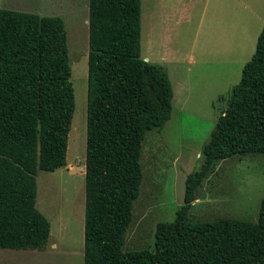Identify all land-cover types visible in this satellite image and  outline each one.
Here are the masks:
<instances>
[{"label":"trees","instance_id":"obj_1","mask_svg":"<svg viewBox=\"0 0 264 264\" xmlns=\"http://www.w3.org/2000/svg\"><path fill=\"white\" fill-rule=\"evenodd\" d=\"M88 23L84 264H264V199L257 220L190 218L218 161L264 153V25L175 218L157 223L154 247L125 250L143 142L171 118L174 89L165 68L141 55V0H89ZM69 57L62 17L0 8L2 249L43 250L49 240L37 174L67 164L75 111Z\"/></svg>","mask_w":264,"mask_h":264},{"label":"rangeland","instance_id":"obj_2","mask_svg":"<svg viewBox=\"0 0 264 264\" xmlns=\"http://www.w3.org/2000/svg\"><path fill=\"white\" fill-rule=\"evenodd\" d=\"M0 8L62 17L70 54L77 53L67 164L37 174L36 205L50 220L49 240L43 250L0 248V264H84L89 0H0ZM263 25L264 0H141V55L165 68L174 99L171 118L143 142L144 176L125 250L154 247L157 223L175 218L186 178L201 166ZM196 194L194 221L257 220L264 153L218 161Z\"/></svg>","mask_w":264,"mask_h":264},{"label":"bare ground","instance_id":"obj_3","mask_svg":"<svg viewBox=\"0 0 264 264\" xmlns=\"http://www.w3.org/2000/svg\"><path fill=\"white\" fill-rule=\"evenodd\" d=\"M69 61H70V64L71 65H73L74 63H76L77 62V53L70 54Z\"/></svg>","mask_w":264,"mask_h":264},{"label":"water","instance_id":"obj_4","mask_svg":"<svg viewBox=\"0 0 264 264\" xmlns=\"http://www.w3.org/2000/svg\"><path fill=\"white\" fill-rule=\"evenodd\" d=\"M70 62V61H69Z\"/></svg>","mask_w":264,"mask_h":264}]
</instances>
